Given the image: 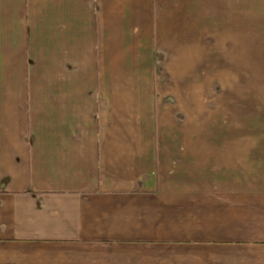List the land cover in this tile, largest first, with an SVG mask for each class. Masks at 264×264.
Here are the masks:
<instances>
[{
    "label": "crops",
    "instance_id": "1",
    "mask_svg": "<svg viewBox=\"0 0 264 264\" xmlns=\"http://www.w3.org/2000/svg\"><path fill=\"white\" fill-rule=\"evenodd\" d=\"M251 48L264 0H0V264H264V148L190 116Z\"/></svg>",
    "mask_w": 264,
    "mask_h": 264
},
{
    "label": "rangeland",
    "instance_id": "2",
    "mask_svg": "<svg viewBox=\"0 0 264 264\" xmlns=\"http://www.w3.org/2000/svg\"><path fill=\"white\" fill-rule=\"evenodd\" d=\"M196 52L194 59L200 69L195 73V84L205 94L201 103L202 113L190 116L201 119L203 135L240 140L252 138V142L258 140L262 153L264 49H204ZM207 89H212L210 95Z\"/></svg>",
    "mask_w": 264,
    "mask_h": 264
}]
</instances>
